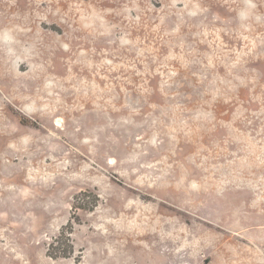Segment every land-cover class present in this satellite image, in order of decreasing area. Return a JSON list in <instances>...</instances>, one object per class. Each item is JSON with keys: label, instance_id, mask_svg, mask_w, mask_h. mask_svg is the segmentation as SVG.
I'll return each mask as SVG.
<instances>
[{"label": "rangeland", "instance_id": "rangeland-1", "mask_svg": "<svg viewBox=\"0 0 264 264\" xmlns=\"http://www.w3.org/2000/svg\"><path fill=\"white\" fill-rule=\"evenodd\" d=\"M0 264H264V0H0Z\"/></svg>", "mask_w": 264, "mask_h": 264}, {"label": "trees", "instance_id": "trees-1", "mask_svg": "<svg viewBox=\"0 0 264 264\" xmlns=\"http://www.w3.org/2000/svg\"><path fill=\"white\" fill-rule=\"evenodd\" d=\"M94 205H97V202H95ZM72 230L66 231L63 229L59 236L56 238L57 245L53 247V249H49V255L54 258L59 257H68L70 256L69 253H71L73 250V242L70 233ZM65 238V239H64ZM64 244L70 245L72 247L70 250L67 249L66 246H63Z\"/></svg>", "mask_w": 264, "mask_h": 264}]
</instances>
